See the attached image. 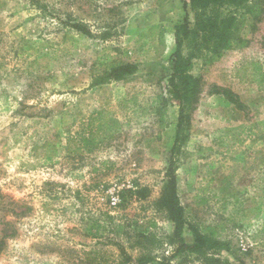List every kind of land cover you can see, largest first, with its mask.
<instances>
[{"label":"rangeland","instance_id":"1","mask_svg":"<svg viewBox=\"0 0 264 264\" xmlns=\"http://www.w3.org/2000/svg\"><path fill=\"white\" fill-rule=\"evenodd\" d=\"M40 1L0 0V264L180 263L155 207L172 158L187 221L232 247L215 257L264 264V13L248 45L213 65L202 44L184 45L202 92L179 148L168 80L176 28L194 23L189 0ZM250 62L261 71L237 72ZM127 64L133 78L92 87ZM110 117L121 131L100 143ZM140 188L147 199L132 195ZM183 238L193 243L187 228Z\"/></svg>","mask_w":264,"mask_h":264},{"label":"trees","instance_id":"2","mask_svg":"<svg viewBox=\"0 0 264 264\" xmlns=\"http://www.w3.org/2000/svg\"><path fill=\"white\" fill-rule=\"evenodd\" d=\"M31 3L40 8H46L47 5L40 0H30ZM262 0H189V6L194 14V23L191 26L189 16L185 19L183 25L176 28V45L177 49L171 57V73L168 80V93L173 101L179 107V117L176 123L175 144L181 148L187 143L188 127L190 126L191 114L197 108L199 96L202 92V78L195 77L191 73L192 63L190 59L184 58L182 49L184 45H190L193 48L197 44H202V50L205 52V64L213 65L219 62L226 53L244 48L248 45L247 35L249 32L257 30V25L261 22V16L264 9L261 6ZM70 15L68 24L74 30L86 35L93 36L90 27L83 21L72 19ZM106 39L107 33L102 34ZM200 46V45H199ZM207 54V55H206ZM256 74L261 71L262 67L259 62H250L244 64L238 73L242 72L248 75ZM138 73L137 64H127L112 67L110 70L92 83V87L101 86L111 82L127 81ZM212 94L223 95L230 103L243 109L237 95L230 89L213 87ZM157 113L161 110H156ZM109 114V111L103 110L94 117H90L91 123L95 119H103ZM104 129V139L115 138L121 131V126L116 118L110 117L99 125V130ZM90 144V142H87ZM174 161L171 159L166 169V180L159 199L155 207L159 212L166 214L169 222L173 226V232L168 237L169 244L175 248V255L180 257L178 264H193L195 261L200 264H233L230 261H223L215 257L220 252H232L229 243L219 239L212 231L211 227L201 228L200 226L190 223L186 218V210L181 203L178 194L177 178L173 167ZM133 196L138 200H145L149 197L150 189L140 188L131 191ZM187 230L191 233L193 243L188 244L184 241L183 232ZM146 240L151 237H143ZM114 245L118 247L122 254L125 250L119 242ZM131 263L132 259L127 258ZM236 264H246L244 259L235 258ZM145 258H140L135 264H146ZM165 264V263H162Z\"/></svg>","mask_w":264,"mask_h":264}]
</instances>
